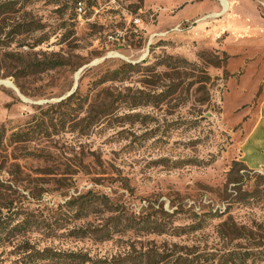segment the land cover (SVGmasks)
Segmentation results:
<instances>
[{"label":"rangeland","instance_id":"obj_1","mask_svg":"<svg viewBox=\"0 0 264 264\" xmlns=\"http://www.w3.org/2000/svg\"><path fill=\"white\" fill-rule=\"evenodd\" d=\"M255 8L0 0V264H264Z\"/></svg>","mask_w":264,"mask_h":264},{"label":"crops","instance_id":"obj_2","mask_svg":"<svg viewBox=\"0 0 264 264\" xmlns=\"http://www.w3.org/2000/svg\"><path fill=\"white\" fill-rule=\"evenodd\" d=\"M260 1L264 3V0ZM223 5L224 11H227L228 3L223 1ZM255 9L257 12L255 20H257L259 24H262L264 20L258 14L257 8ZM251 18L252 17L246 13L237 12V15L232 18V22H235V25H231V27L238 34L256 33L258 31H255L251 24L248 25V23H251L248 22ZM242 158L245 165L252 171H260L264 168V100L261 104L259 118L243 143Z\"/></svg>","mask_w":264,"mask_h":264},{"label":"trees","instance_id":"obj_3","mask_svg":"<svg viewBox=\"0 0 264 264\" xmlns=\"http://www.w3.org/2000/svg\"><path fill=\"white\" fill-rule=\"evenodd\" d=\"M52 66H51V68L52 69H54V68H56L57 67V65H56V63H52L51 64ZM119 73V70H116V71H114L113 72V75H116V74H118ZM112 108V104H109V105H106V107H104L103 109H101V110H99V111H97V112H95L96 113V115L97 114H102V113H105V114H107V113H109V110Z\"/></svg>","mask_w":264,"mask_h":264},{"label":"bare ground","instance_id":"obj_4","mask_svg":"<svg viewBox=\"0 0 264 264\" xmlns=\"http://www.w3.org/2000/svg\"><path fill=\"white\" fill-rule=\"evenodd\" d=\"M223 2V1H222ZM225 4V3H224Z\"/></svg>","mask_w":264,"mask_h":264}]
</instances>
